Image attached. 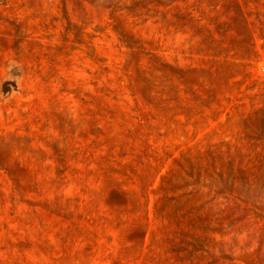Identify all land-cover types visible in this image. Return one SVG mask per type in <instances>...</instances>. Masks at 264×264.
I'll use <instances>...</instances> for the list:
<instances>
[{
  "label": "rangeland",
  "instance_id": "obj_1",
  "mask_svg": "<svg viewBox=\"0 0 264 264\" xmlns=\"http://www.w3.org/2000/svg\"><path fill=\"white\" fill-rule=\"evenodd\" d=\"M0 264H264V0H0Z\"/></svg>",
  "mask_w": 264,
  "mask_h": 264
}]
</instances>
